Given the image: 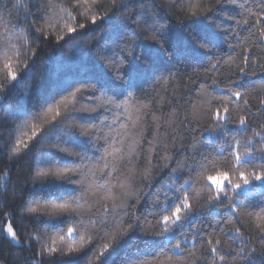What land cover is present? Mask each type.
<instances>
[{"label":"snow or ice","instance_id":"snow-or-ice-1","mask_svg":"<svg viewBox=\"0 0 264 264\" xmlns=\"http://www.w3.org/2000/svg\"><path fill=\"white\" fill-rule=\"evenodd\" d=\"M87 2L91 7L85 12V0H39L38 6L32 0H15L14 7L23 9L15 21L4 19L6 5L0 8V25L4 27L0 55L10 84L22 79L12 69L13 56L22 54L30 70L39 59L41 44L47 47L54 42L56 52L48 61L56 70L41 93L38 108L34 104L27 113L14 114L16 120L26 116L27 123L54 112L53 121L47 122L41 133L33 131L27 140L17 137L14 146L5 141L0 147V161L5 149L8 152L10 164L5 176L10 181L11 162L20 156L21 147L24 155L31 157L39 144L37 155L29 163L30 175L20 181L29 189V198L0 215V239L27 246L25 250L33 255L24 264H58L57 257L61 258L59 264H64L63 257H71L93 240L92 235L84 234L93 231L96 239L107 240L93 252L98 264H197L201 260L210 264H264V122L241 115L231 140L225 136L219 149L205 152L194 148L179 166L173 155L163 168L154 163L155 157L145 156L140 140L147 137L138 135L143 127L151 131L148 117L159 130L166 106L175 109L179 101L173 98L175 89L168 95L169 87L187 68H192L197 77L201 75L197 68H203L202 91L209 97L207 122H193L185 116L180 127L196 140V134H211L235 123L228 97H213L209 89L220 88L215 74L222 71V63L231 61L244 76L257 63L252 60L257 50L264 57V0H260L259 10L251 7L249 0H172L163 16L146 15V0H109L107 6L104 0ZM221 15L222 20H218ZM49 29L56 30L54 38ZM241 30L248 33L244 37L247 47L241 45ZM224 45L231 50L227 60ZM260 67L264 69V63ZM188 81L196 83L192 76ZM162 84L168 87L162 90ZM238 87L230 72L227 87L221 91L237 101L243 99L245 107L241 110L254 117ZM4 91L0 87V92ZM212 99L220 103L213 106ZM259 112L264 115V100ZM250 128V136L245 137ZM2 129L4 124L0 122ZM8 135L10 139L11 129ZM0 140H4L3 131ZM219 160L228 170L206 177L210 191L202 207L224 218L195 226L203 213L201 207L191 203L193 173L203 176L206 162ZM146 165L171 179L167 186L161 184L157 189L144 214L138 211L146 199L143 187L160 183L155 171L132 203L117 188L124 186L126 170L134 175L124 178L134 180ZM145 179L141 176L142 181ZM17 187L19 183L13 184ZM4 195H8L6 187ZM224 208L227 213H220ZM238 218L248 223L247 235L237 226ZM41 226L53 239V246L42 240ZM50 227L59 231L48 233ZM29 228L32 231H27ZM21 229L25 230L23 235ZM257 240L259 252L254 246ZM56 241L64 246H57ZM130 241L137 245L132 254L110 260ZM33 242L39 245L35 251Z\"/></svg>","mask_w":264,"mask_h":264},{"label":"trees","instance_id":"trees-1","mask_svg":"<svg viewBox=\"0 0 264 264\" xmlns=\"http://www.w3.org/2000/svg\"><path fill=\"white\" fill-rule=\"evenodd\" d=\"M32 2L36 3L37 6L39 5V0H32ZM53 2H56V0H53ZM192 2L195 3L196 0H192ZM104 3L105 6H107L109 0H104ZM171 3L172 0H146L144 11L146 15L159 13L163 16L168 9V5ZM14 4L15 0H11V2L10 0H0V8H4L5 5L7 6V8L2 12L5 20L11 19L12 21H15L17 16L22 14L23 9L15 8ZM160 5H164V7H161ZM249 5L256 10H259L261 6L260 0H249ZM90 7V3L85 0L82 11L86 12ZM33 11H35V9H33ZM57 11H59V9H57ZM226 11H230L232 14H235V11H232L231 9H226ZM236 11L240 10L237 9ZM9 12H11V15H9ZM170 19H172L173 23H175L174 17H170ZM217 19L222 20V15L217 17ZM3 31V25H0V33ZM49 31L53 34L54 38L56 30L49 29ZM241 32V45L242 47H247L248 45L244 44V37H246L248 33L243 30H241ZM220 39L223 40V37L221 36ZM102 42L103 41H101V43ZM233 43H236V41L233 40ZM32 47L35 48L36 45L33 44ZM219 51L220 50H218V52ZM222 51L224 53L225 60H227V53L231 50L224 45ZM236 52L241 53V48H237ZM54 55H56L54 42L47 47H45L44 44H41L38 49L39 59H37V62L31 66L30 70L26 69L25 58L22 54L19 56H13L10 61L12 69L17 73L18 78L22 79H20L19 83L12 82L11 84L7 81L6 70L4 69L5 60L2 55H0V87H3L6 90L4 92H0V122H3L4 124V129L0 130L3 131L4 135V140H0V147H3L5 141H8L10 145L14 146L17 137L22 140H27L33 131L41 133L47 127V122L53 121L55 116L54 112L48 113L40 120L28 121L27 123H25V120L27 119L26 116L23 119L16 120L14 119V114L21 112L27 113L33 108L34 104L38 108L41 93L48 87L56 70L55 64L48 62L49 57ZM252 60L257 61V63L255 64L254 69L250 67L248 74L244 76L239 75L238 71H236V65L231 61L226 64L222 63V71H218L215 74L218 83H220V88L215 89L214 91L209 89V91H212L213 97H228L227 102L230 107L231 118L235 123H229L226 128L218 129L211 134L203 132V129H200V131L203 132V135L201 136L196 134V140H193L192 133H187L185 129L180 127V121H183L185 116H187L188 119L193 122L201 120L202 123H206L205 113L207 112L206 105L209 97H207V95L202 91L201 80L203 79V68H197V72L201 74L199 77L193 73L192 68L183 69L180 73V78L174 80L172 85L169 87V96H171L173 89L176 90V94L173 98L179 101V103L176 104L175 109L173 107L166 106L159 130L156 128V123L151 121V117H148L147 119L151 123V131H149L146 127H143L138 134L139 137H147V139L140 140L145 149V156L155 157L154 163H158L159 167L163 168V165L169 162V158L175 155L178 162L177 166H179V162H183L186 156H191L193 154L194 148L205 152H211L213 148L219 149L222 146L225 136L231 140L236 123H238L241 115H244L246 119L254 120L255 122H264V115L259 112L261 100H264V92L261 91V89L264 88V69L260 67V64L264 63V57H261L260 52L257 50L252 56ZM41 61L44 63L41 64ZM230 72L231 79L239 82L240 87H238L237 90L244 93V99L249 101L247 108L251 110V113L255 114L254 117L241 110L245 107L243 99L237 101L234 96L230 95V93L221 91V89L227 87ZM189 76H192L196 83H189ZM207 83L211 84V80H208ZM13 84H15L14 88L12 86ZM160 87L163 90V88L168 86L162 84ZM211 102L213 106L220 103L219 99H212ZM237 105H239V107H237ZM174 111L177 115H170ZM156 115H161V113L157 112ZM163 121H167V123H164ZM8 129H11L10 139ZM250 134L251 128L249 129V133L244 135L245 137H248ZM172 136H175V140L172 139ZM149 141H151L150 144ZM38 147L39 144H36L35 148ZM35 148L33 149L31 157H27L24 155L25 150L21 147L20 156L15 157L11 162L12 177L10 181L5 176V171L10 164L7 158L8 152L7 149H5L4 159L0 161V215H2L4 211H11L14 207H20L22 201L29 198V189L20 181L22 178L30 175V160L37 155ZM206 163L207 169L202 170L203 176H197L196 173H193L194 182L191 191V203L201 207L203 213L196 220L195 226L207 224L208 222H215L218 218H224V216H218L216 213L210 214L207 209L202 206L206 204L210 191V185L208 184L206 177L209 175H215L217 171H226L228 169L225 167L223 160L216 161L215 163ZM153 171L156 172L155 179L160 180V183L153 188L143 187V183H146L147 180L153 179ZM133 175V172L126 170L122 176L124 186L118 187L117 191L124 197L125 200L132 203L136 200L137 194L143 187L146 199L141 201L138 206V211L146 214L147 209L151 207V201L156 197L157 189L160 188L161 184L167 186L171 178L162 174L158 169H153L148 165L141 170V176L146 177L144 181L141 180V176H136L134 180L124 178L132 177ZM15 183H19V187L13 188V184ZM5 187L8 192L7 197L4 195ZM13 192H15V196L12 195ZM257 196H259V193H257ZM136 210L137 209H129V211ZM227 211L228 210L226 208L219 210L222 214H226ZM92 213L95 214L94 209L92 210ZM17 216H19V213H17ZM125 219H127V217H125ZM237 226L241 227L242 231L245 232V235L248 234L247 230L249 229V225L246 221L240 219V223ZM228 227L231 228L232 226L229 225ZM24 231V229H21L22 235ZM27 231L30 232L32 229L29 228ZM39 231L42 240L46 242L48 246H53V239L51 236L45 234L43 226L40 227ZM47 231L48 233L55 234L59 231V228L50 227ZM84 234L85 236L92 235L93 240L86 243L84 247L80 248L79 251L71 257H63L62 260L64 264H98L93 256V252L102 248L103 243L107 242V240L104 238L96 239L95 237L97 234L94 231L85 232ZM56 244L60 247L64 246L59 241H56ZM254 246L257 247V251L259 252L260 245L258 240ZM26 247V245L23 247L12 245L9 240L0 239V264H24L25 259H31L33 255L25 250ZM38 247L39 245L36 244V242H33V251H35ZM136 248L137 245L130 241L119 248L117 252L110 257V260L117 261L125 254L130 255ZM139 248L143 251H147L144 249L143 245H139ZM188 259L191 260L192 258L189 257ZM57 260L59 264L61 258L57 257ZM197 264H210V262L201 260L197 261Z\"/></svg>","mask_w":264,"mask_h":264}]
</instances>
